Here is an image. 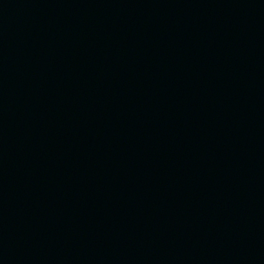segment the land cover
<instances>
[{"label": "water", "instance_id": "water-1", "mask_svg": "<svg viewBox=\"0 0 264 264\" xmlns=\"http://www.w3.org/2000/svg\"><path fill=\"white\" fill-rule=\"evenodd\" d=\"M0 264H264V0H0Z\"/></svg>", "mask_w": 264, "mask_h": 264}]
</instances>
